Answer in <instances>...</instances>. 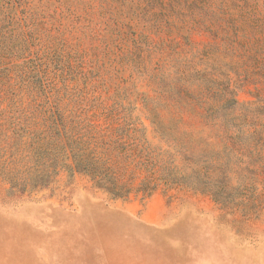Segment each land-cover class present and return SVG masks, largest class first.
<instances>
[{
  "label": "rangeland",
  "instance_id": "obj_1",
  "mask_svg": "<svg viewBox=\"0 0 264 264\" xmlns=\"http://www.w3.org/2000/svg\"><path fill=\"white\" fill-rule=\"evenodd\" d=\"M61 124L138 138L230 203L163 183L116 198L66 155L23 187L29 132ZM0 264H264V0H0Z\"/></svg>",
  "mask_w": 264,
  "mask_h": 264
},
{
  "label": "trees",
  "instance_id": "obj_2",
  "mask_svg": "<svg viewBox=\"0 0 264 264\" xmlns=\"http://www.w3.org/2000/svg\"><path fill=\"white\" fill-rule=\"evenodd\" d=\"M57 116L60 118L59 114ZM47 128L46 131H30L29 140L23 143L26 153L22 159L29 164L27 169L35 173L19 182L23 187L49 184L57 173L59 157L66 155L70 160V170L85 173L96 187L116 198H126L133 191L150 195L159 183H163L183 185L209 193L222 204L230 203L231 193L222 180H211L198 169L182 173L158 164L149 153H143L138 138H72L63 124ZM18 129L21 130L20 126L11 127L15 138L19 137ZM134 170L145 174L137 184L134 182L137 177ZM1 174L11 183H18L12 182L13 171ZM234 204L241 205L242 200Z\"/></svg>",
  "mask_w": 264,
  "mask_h": 264
}]
</instances>
